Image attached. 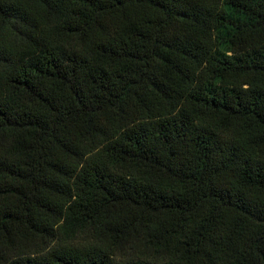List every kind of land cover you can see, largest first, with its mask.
I'll return each instance as SVG.
<instances>
[{"label": "trees", "instance_id": "1", "mask_svg": "<svg viewBox=\"0 0 264 264\" xmlns=\"http://www.w3.org/2000/svg\"><path fill=\"white\" fill-rule=\"evenodd\" d=\"M0 264H264V0H0Z\"/></svg>", "mask_w": 264, "mask_h": 264}]
</instances>
